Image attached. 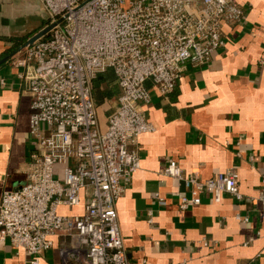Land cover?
<instances>
[{
	"label": "built area",
	"instance_id": "obj_1",
	"mask_svg": "<svg viewBox=\"0 0 264 264\" xmlns=\"http://www.w3.org/2000/svg\"><path fill=\"white\" fill-rule=\"evenodd\" d=\"M40 1L53 27L9 57L31 98L34 148L28 181L0 197V243L9 240L38 264L63 235L70 241L59 248L63 264H128L115 202L141 168L139 135L153 130L141 108L145 83L167 96L185 63L210 62L224 45L223 25L240 22L244 10L236 0ZM107 69L120 92L101 129L91 82ZM159 173L183 184L187 194L175 193L181 210L202 194L215 203L224 193L243 198L233 168L200 179L169 159ZM257 201L264 211V174ZM80 205L82 213H60Z\"/></svg>",
	"mask_w": 264,
	"mask_h": 264
},
{
	"label": "crops",
	"instance_id": "obj_2",
	"mask_svg": "<svg viewBox=\"0 0 264 264\" xmlns=\"http://www.w3.org/2000/svg\"><path fill=\"white\" fill-rule=\"evenodd\" d=\"M236 1L243 19L223 25L224 45L208 64L185 63L165 97L151 81L145 83L149 101L141 108L153 130L139 135L141 168L115 202L128 264H264V211L257 201L264 174V0ZM4 4L0 2V61L25 44L17 46L16 40H27L46 26H15ZM18 71L9 59L0 63V197L28 181L34 148L31 98ZM91 86L104 129L120 92L113 71L98 73ZM169 159L185 175L200 179L233 168L243 198L224 193L215 203L202 194L200 204L179 209L175 193L187 194L183 184L159 175ZM156 193L165 205L157 203ZM82 211V205L60 208L65 214ZM69 243L68 237L56 236L38 264H63L59 248ZM29 258L9 240L0 243V264H31Z\"/></svg>",
	"mask_w": 264,
	"mask_h": 264
},
{
	"label": "rangeland",
	"instance_id": "obj_3",
	"mask_svg": "<svg viewBox=\"0 0 264 264\" xmlns=\"http://www.w3.org/2000/svg\"><path fill=\"white\" fill-rule=\"evenodd\" d=\"M1 1L5 3L4 9L8 17L13 19L15 26L24 25L27 28H33L41 24L44 25L47 22V12L40 0Z\"/></svg>",
	"mask_w": 264,
	"mask_h": 264
},
{
	"label": "water",
	"instance_id": "obj_4",
	"mask_svg": "<svg viewBox=\"0 0 264 264\" xmlns=\"http://www.w3.org/2000/svg\"><path fill=\"white\" fill-rule=\"evenodd\" d=\"M53 27V24H48L44 28L40 29L38 32L33 34L31 37H29L25 44H31L33 41H35L38 38H41L42 36L46 35L48 31ZM10 56L5 57V59L1 60L0 63L7 61Z\"/></svg>",
	"mask_w": 264,
	"mask_h": 264
},
{
	"label": "trees",
	"instance_id": "obj_5",
	"mask_svg": "<svg viewBox=\"0 0 264 264\" xmlns=\"http://www.w3.org/2000/svg\"><path fill=\"white\" fill-rule=\"evenodd\" d=\"M47 24H48V22H46V25ZM25 41H26L25 38H20V39L16 40V42L14 44L18 46L19 44H24Z\"/></svg>",
	"mask_w": 264,
	"mask_h": 264
}]
</instances>
